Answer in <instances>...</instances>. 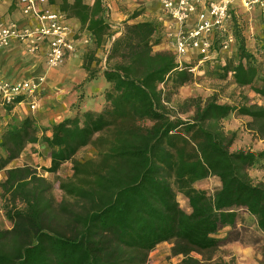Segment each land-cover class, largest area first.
Segmentation results:
<instances>
[{"label":"trees","instance_id":"obj_1","mask_svg":"<svg viewBox=\"0 0 264 264\" xmlns=\"http://www.w3.org/2000/svg\"><path fill=\"white\" fill-rule=\"evenodd\" d=\"M50 2L56 4L55 0ZM57 5L69 18L79 21L81 31L91 35L92 44L86 47L82 57V68L87 73L83 85L102 72L110 86L104 92L106 102L100 111L78 108L73 116L50 127H45L36 117L29 115L5 128L0 140V172L5 173L0 182V202L5 217L13 227L3 228L0 225V264L14 262L8 249L9 238L19 231L39 228L53 206L46 177L27 164L9 165L21 156L28 145L37 143H45L50 148L54 161L64 160L77 146L90 142L95 135L115 134L130 125L136 111L161 121L151 137L150 146L155 152L156 163L168 175L170 190L178 191L188 200L189 211L180 210L176 219L182 240L205 252L221 248L225 240L218 236V232L226 226L237 225L240 209L254 216L264 232V183L254 182L249 173L251 167L264 161V148L259 151H232L237 133L227 131L222 125L223 120L232 114L247 115L252 118L250 129L264 138V105L219 103L215 97L205 103L193 98L172 103L167 87L180 88L193 81L191 69L194 65L180 64L177 56L167 48L155 50L163 42L161 22L126 21L122 28H117L109 21L101 0L93 3L62 0ZM138 14L140 12L133 17ZM119 30L121 34L113 38ZM233 34L237 64L227 63L228 58L218 63L226 74L233 73L236 84L249 85L264 95V87H253L259 66L245 37L234 30V22ZM100 51L103 57H99ZM170 83L172 86H169ZM83 97L81 94L79 101ZM14 107L8 105L11 111ZM190 112L192 114L188 118L182 117V114ZM150 163L145 160L143 170L148 171L142 183L135 189H122L116 201L107 207L117 235L126 234L127 229L140 220L156 216L154 213L140 214L141 208L149 201L146 193L150 186L148 178L152 175ZM211 176L220 180V187L215 191L196 187L197 181ZM59 186L65 192L75 188L65 179L60 180ZM128 193H133V196L127 197ZM157 194H165V198L169 196L162 189ZM55 240L58 250H69V238L56 236ZM58 254L61 255V252ZM42 259L38 256L34 261L38 263ZM177 264L198 263L184 257ZM202 264L218 263L210 259ZM220 264L233 263L221 261Z\"/></svg>","mask_w":264,"mask_h":264},{"label":"rangeland","instance_id":"obj_2","mask_svg":"<svg viewBox=\"0 0 264 264\" xmlns=\"http://www.w3.org/2000/svg\"><path fill=\"white\" fill-rule=\"evenodd\" d=\"M55 1L59 4L62 0ZM237 5V14L233 18L234 30L242 33L249 50L255 55L259 74L253 87L261 88L264 87V13L258 9L246 10L240 1ZM164 49V45L155 47L156 51ZM98 55L103 57V52L100 51ZM225 56V59L228 58L227 63L231 61L232 65L237 64L235 46ZM192 57L194 55L187 57V61L196 66L193 81L180 88L167 87L172 103L184 102L189 98L205 103L209 98L215 97L219 103L238 105L249 102L264 105V95L249 85L236 84L233 73L226 74L220 63L206 62L197 65ZM65 88L66 85L62 84L61 89ZM73 90L79 92L76 94L78 100L82 89L74 86ZM55 92L62 93L61 97L70 102L71 95L45 84L41 94L43 101L36 111L26 108L23 112H13L14 109L9 110L8 105L0 104V140L9 124L19 123L29 115L36 117L45 127H50L55 120L43 122V119L47 117L44 114L46 109L53 107V111L56 110V106H53V102L58 103L53 100ZM75 105L76 102L70 107V111ZM57 114L63 117L67 112L60 107ZM191 114L192 112L182 114V117L188 118ZM251 121L250 116L236 113L223 120L222 125L227 131L237 133L231 146L232 151H259L264 148V138L250 129ZM160 123L158 118L136 111L130 125L115 134L95 135L90 142L77 146L68 158L59 161L51 158L50 148L45 143L28 145L9 167L27 164L37 169L49 181L48 193L53 206L39 228L25 229L9 238L8 249L14 261L12 264H177L184 257H189L198 264L210 259L218 264L221 261L263 264L264 232L258 227L254 216L245 209L239 210L235 227L226 226L218 232V236L225 241L215 251H201L180 238L176 219L180 210L189 211L188 200L178 191L170 190L166 171L155 161L150 141ZM146 159L151 161L152 175L148 178L150 186L146 193L149 201L141 208L140 214L154 213L156 216L140 220L127 229L126 234L117 235L107 207L116 201L122 189H135L142 183L144 174L148 171L143 170ZM249 173L254 182L264 183V161L251 167ZM4 178L5 173L0 172V182ZM61 179L75 185V188L69 192L63 191L59 186ZM195 185L213 192L220 187V180L211 176L197 181ZM161 189L169 193L167 198L165 194L157 196ZM132 196L133 193L127 194L129 198ZM0 225L3 228L13 227L5 217L1 202ZM56 236L69 238V250L57 249ZM48 251H51L50 255ZM38 256L43 259L36 263L34 260Z\"/></svg>","mask_w":264,"mask_h":264},{"label":"built area","instance_id":"obj_3","mask_svg":"<svg viewBox=\"0 0 264 264\" xmlns=\"http://www.w3.org/2000/svg\"><path fill=\"white\" fill-rule=\"evenodd\" d=\"M101 1L110 19L115 5L126 0ZM160 1L164 13L161 45L171 50L180 64L191 65L187 57L193 55L197 65L225 61V53L235 43L233 18L237 14L238 1L246 10L258 9L264 13V0ZM3 4L18 11L21 18H0V50L15 45L40 59L46 69L19 80L5 77L0 70V104L25 105L36 111L46 82L45 71L67 63L80 46L91 45V35L76 27L71 18L50 0H0V5ZM120 34L121 30L113 38ZM195 67L191 69L193 72Z\"/></svg>","mask_w":264,"mask_h":264},{"label":"crops","instance_id":"obj_4","mask_svg":"<svg viewBox=\"0 0 264 264\" xmlns=\"http://www.w3.org/2000/svg\"><path fill=\"white\" fill-rule=\"evenodd\" d=\"M85 1L93 3L91 0ZM137 12H140V14L133 17ZM1 17H9L12 20L21 18L18 11L15 12L12 7L5 4L0 5V18ZM144 20H152L161 23L164 21V13L160 0H126L122 3H117L109 19L117 28H122L126 21L138 22ZM71 21L76 27H80V23L77 19L71 18ZM85 49V46H80L76 54L71 56L67 63L58 68H49L45 71L46 82L43 84L44 87L45 84H50V86L59 88L60 91H64L67 95L71 96L69 97L70 102L68 103L67 98L61 97L63 96L61 95L62 93L55 92L53 100L55 99L58 103L53 102V106H56V110L53 111V107H49L48 110L46 109L44 114L47 115V117L43 119V122H50L53 119L55 120L54 123L60 122L69 116H73L78 108L83 111L88 109L100 111L104 107L106 102L104 92L110 84L106 81L103 73L100 72L96 79L83 85L87 77L86 71L82 68V57ZM44 67L40 59L25 53L15 45L8 49L0 50V70L7 78L16 80L23 79L30 75L40 73L42 70H45ZM62 84L66 85V88L63 90L61 89ZM74 86H80L82 89L81 94L84 95L82 101H79V98L77 100L76 94L79 92L73 90ZM44 87H42V89ZM95 94H97V97H94ZM42 101L43 97L41 95L40 102ZM75 102L76 105L73 106L72 111H70V107ZM60 107L65 109V112H67L66 116H58L57 109ZM15 108L13 112H23L26 111L28 107L20 105Z\"/></svg>","mask_w":264,"mask_h":264}]
</instances>
